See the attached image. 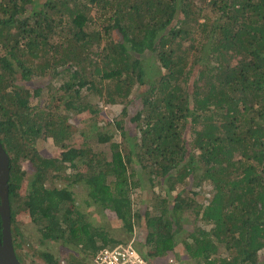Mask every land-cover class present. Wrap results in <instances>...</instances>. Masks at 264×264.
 <instances>
[{
    "label": "trees",
    "instance_id": "trees-1",
    "mask_svg": "<svg viewBox=\"0 0 264 264\" xmlns=\"http://www.w3.org/2000/svg\"><path fill=\"white\" fill-rule=\"evenodd\" d=\"M0 138L22 264H264V0H0Z\"/></svg>",
    "mask_w": 264,
    "mask_h": 264
},
{
    "label": "rangeland",
    "instance_id": "rangeland-1",
    "mask_svg": "<svg viewBox=\"0 0 264 264\" xmlns=\"http://www.w3.org/2000/svg\"><path fill=\"white\" fill-rule=\"evenodd\" d=\"M156 70L157 69H155V71ZM157 72L158 71H156V73ZM47 77H48V75H44V78H47ZM43 91H46V89H43ZM134 95L135 94L133 93L131 96L134 97ZM92 101H93V103L99 102V100L96 97H92ZM134 107H135L134 105L133 106L131 105V107H129V108L132 109ZM99 108H100L99 115H102V117H103L102 118L103 120H99V121L97 120V122H96L99 126L107 127L109 121H114L117 118L118 119L121 118V115H122V106L121 105H111V104L99 103ZM77 139L81 140V137L78 136ZM115 139L118 140L119 137H118V139L115 137ZM109 143L108 144H101V143H97L95 141H92L91 146H93L94 148L101 147L102 149H108L109 150L110 149ZM55 150H56V146H54L52 144V140L46 141L42 146V152L47 153V154H52ZM55 182H59V181L55 180ZM189 188H190V186L188 187V189ZM74 189H76V193L79 194V195H77L79 203H82V205L84 203L83 206H86L85 202H84V198H82V195L85 193L86 189H82L80 187H78V188L74 187ZM151 189L154 191V195L160 194V195L164 196L166 194V190H164L162 188L161 183L156 184ZM211 191H212V185L211 184L202 185L201 192L203 194V197H205L206 199H209L211 197V195H212ZM154 195H152V196H154ZM150 197L151 196L148 195L147 202L149 201ZM206 201H208V200H206ZM94 209L97 213V215L94 216V218L92 217V219L95 220L94 222L100 223L102 219H105L108 222H110L112 224H117V226H119L116 218L114 217V215L111 212L106 211L105 213H102L101 208L98 206H95ZM85 210H86V208H85ZM188 214H187V216H190L194 213H191L190 211H188ZM28 223L29 222H27L25 224V229H26V232L29 234L30 239L33 241V245L30 247V246H28V244H25L26 247H24V249L27 252V255L23 252L22 256L24 258V262L23 261L22 262L24 264H42L44 260L36 254L37 252L34 251L35 250L34 247L37 244V241L35 239L38 238V236L33 232V231H36V227L33 223H31V225L29 227ZM32 233H33V235L30 236V234H32ZM115 234H116V236H114L115 238H119L121 236V234L119 232H115ZM46 246H47L46 248H48L54 255H57L61 259H65V260H67L69 258V254L73 252V251H69L71 249L70 247L62 246L59 242H49V243H47ZM184 252H186V251L184 250ZM184 252L181 251L182 256L180 258H184L185 256H187V255H185ZM79 255L81 257H83L82 253H80ZM171 257H173V256H170L168 258V260H170ZM88 259L93 260V257H89ZM172 259L174 260V262L170 263L167 260V264H193L192 261L179 262V261H176L174 258H172ZM86 263L87 264H93V262H91V261L86 262Z\"/></svg>",
    "mask_w": 264,
    "mask_h": 264
},
{
    "label": "water",
    "instance_id": "water-1",
    "mask_svg": "<svg viewBox=\"0 0 264 264\" xmlns=\"http://www.w3.org/2000/svg\"><path fill=\"white\" fill-rule=\"evenodd\" d=\"M10 157L0 138V264H22L11 233V206L9 201Z\"/></svg>",
    "mask_w": 264,
    "mask_h": 264
},
{
    "label": "built area",
    "instance_id": "built-area-1",
    "mask_svg": "<svg viewBox=\"0 0 264 264\" xmlns=\"http://www.w3.org/2000/svg\"><path fill=\"white\" fill-rule=\"evenodd\" d=\"M95 261L97 264H152L136 249L122 246L99 250ZM169 262L172 263L173 259Z\"/></svg>",
    "mask_w": 264,
    "mask_h": 264
},
{
    "label": "clouds",
    "instance_id": "clouds-1",
    "mask_svg": "<svg viewBox=\"0 0 264 264\" xmlns=\"http://www.w3.org/2000/svg\"><path fill=\"white\" fill-rule=\"evenodd\" d=\"M140 252V251H139ZM172 259V258H171ZM168 262H169V260H168ZM173 262H174V260H173Z\"/></svg>",
    "mask_w": 264,
    "mask_h": 264
}]
</instances>
